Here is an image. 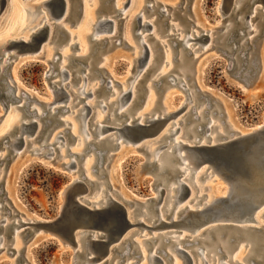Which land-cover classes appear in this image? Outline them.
<instances>
[{"label":"rangeland","instance_id":"1","mask_svg":"<svg viewBox=\"0 0 264 264\" xmlns=\"http://www.w3.org/2000/svg\"><path fill=\"white\" fill-rule=\"evenodd\" d=\"M22 1H25L26 3L24 4ZM39 1L40 0H4L3 7L0 10V43L6 36L16 35L21 31L24 32L28 30L29 27L34 25L33 21L37 20V15H28L30 17H27L26 7H29V9L32 11L35 7H37ZM72 1L77 2V4L80 3V0ZM82 1L83 11L84 6L88 5V9H90V11L93 13V19H96L98 16H111L117 13L113 10L114 0ZM125 1L126 0H116V4H120V6H122L123 2ZM149 2L159 3L152 8V10H154L153 13H151V10L145 6ZM220 3L221 0H144L141 8L137 7V5L132 7L128 6L124 10V12H126V16L118 15L113 18L116 27L114 36L110 38V41H114L115 39L120 40L123 37L122 42L118 43L117 45H115V42L110 46L104 45L102 49L99 48L94 54V42L89 40L87 36L92 30V27L90 26V22H88L89 27L86 26V19L83 18V13L80 10L79 13L73 18L71 24L69 18L64 19L60 23L70 32L69 36L58 41H56V36L53 37L51 41L48 38L40 51L41 53L38 51H34L33 53L20 52L17 55L11 56L8 59L6 65L3 64V66L5 65V68L0 74V169H2L0 177V206H2L3 214H12V217H32L35 220L44 219V221L53 220L59 216V209L62 203L60 198L61 188L69 180L74 179V177H81L80 174L84 176V160L88 155L91 154V158L93 160L95 159L94 155H92L93 152L89 151L84 155V157L82 156L81 158H76L78 160L76 168H63V163H66L71 158H74V156L69 154V151L66 150V146L69 147V150L73 152H80L84 147V142L82 141L83 134L79 127L81 124L80 117L75 116L78 113L76 110L81 107L83 101L78 102V104L74 106L77 101L76 99H73V101L69 102V111L63 112L62 115L59 113L58 116H61L60 118L70 122V125L68 126L64 124H58L53 128L51 133L61 131L63 127H75V130L72 128V132L77 136V139H70L66 141V146L58 145L56 143L53 145V147L57 148L51 155L44 156L39 154L40 152L47 151L48 147H44L39 153H30L32 147H40L42 144L45 145V139L48 136L46 134V130H48L50 126L41 132L38 137L32 140L31 144H27L23 148L24 150L19 149L18 151H21V153H16V155L13 152L7 153L8 149L4 142L6 139L13 140L14 137L18 136V131L16 130V127L18 126L16 121L19 116L26 118L25 115L23 116V111L26 110V108L29 109V106H34L36 104L40 109L47 108L43 99H45V97L49 98L50 100L54 99V94L50 93V85L53 81H57L59 76L49 75L50 72H48V70L50 69V64L48 61H51L54 56L58 57L57 54H54L55 51H57V53L62 52L71 55L69 58L70 63L64 61L63 64L66 65L69 72H74L71 75L72 80L70 81L69 86L73 91H75L79 85L82 71L79 70L81 65L75 63L73 64L72 59L74 55H79L80 52H82L84 44L85 46L87 45L88 53L91 50L92 51L85 61L90 58L93 59V69L90 77H88V87H92L93 82L96 81L97 84L95 87H97L98 84L101 85L94 94V99H92V102L94 103L96 102L95 100L98 99L107 103L111 101V92L104 93V82L101 84L98 82H100V78L107 79L108 77H111L113 81L120 83L117 78L122 77L128 72V70H130L131 74L136 73L137 63L135 62L134 64L133 59L135 57L132 52L134 47L139 48V38L133 35L134 32H138L136 22L134 21V16L139 8L142 9V12L148 20L154 18L156 20L158 9H161V7L165 5L168 9L169 16L160 14L154 24L155 29L153 30L155 31L147 38V42L151 46H154V59L149 69L145 72L144 76L135 87L136 99L130 107L128 117H135L137 114L136 112H138L147 101L148 89L146 88V85L148 82L152 83V80H157L160 77L156 74L159 72L164 63V52L169 49L171 55L174 56H172L173 59L171 57V65L164 66L163 70L168 73V76L166 73H164L166 76L163 77L169 78L171 75H176L178 78L185 77V81L189 86V89L194 91L197 109L199 111L202 109H207V115H211L212 118L217 121L218 126H221L222 131H219V127L217 129L220 132V135H218V140L224 139L232 129L236 131L246 130L251 126L261 122L264 119V28L262 27V24H260L259 27L263 29L261 34H259L253 40L254 42L246 44L247 46L245 45V48L250 45V48L247 51L248 53H252L251 60L247 65H245V69L242 70L243 72L249 69L246 73L247 82H245L244 79H241L242 77L239 78L235 75V69H231L230 66L233 64V61H231L229 65L227 60H230V58L224 54L226 50L230 49L231 45L226 43L222 44L224 31H226L232 24H235V27L238 26L239 23H237L236 20L239 16L237 15V17L235 15L225 19V17L229 14L227 11L221 13ZM173 7H175V9H173ZM39 9H41L40 6ZM173 12V18L171 19L170 15H172ZM231 12L233 13V10H231ZM244 13L245 11L242 9L239 15ZM122 17H124L123 20L117 21V19ZM261 19L262 17L259 15V17L253 20L252 23L257 24ZM51 21L52 19L49 22ZM170 23L173 24V27L183 29V31L180 32V36L184 33L190 32V30L193 28L199 30L203 25L218 24V26L215 28L213 36L214 38L212 41L210 40V46L205 52H203L202 49L204 45H201L202 47H198L200 43H195L193 48L198 47V49L192 54H187V52L184 51V62L180 63L178 50L181 48V45H179L178 49L177 47L171 48V45L175 40H171L170 42L168 40V46L163 45V47H161V44L159 42L157 43L155 38H153L154 36L156 38L158 37L160 40L173 38L174 36L170 37L168 35L175 33L177 34L178 31H172V27L169 26ZM184 29L186 30L184 31ZM148 32L151 31H145L144 34ZM98 34L99 36L107 37L111 33L105 32ZM245 37H248V34H245L242 39ZM76 42L78 43L77 47L71 48L69 46L70 43ZM90 46L93 47L90 49ZM12 50L14 51L15 49H10V51ZM200 53L201 55L198 56ZM235 54H237V51L234 53V56ZM102 56L107 58L104 67L105 70H102V74H98L94 71L95 67L99 66ZM2 61L3 59H1L0 54V64L3 63ZM61 61L54 63L53 74L58 71ZM85 61L83 59L84 63ZM168 69L171 70L169 71ZM183 70L187 71V73L181 74ZM165 79L166 78H163V86L160 88L157 87L156 82L152 85L154 102L150 111H145V113H148L147 116L150 115V112H163L164 101L165 103L169 104H177L180 99L186 97V92L183 91V88L179 87V84L169 85V83L166 82L167 79ZM4 80L7 81L8 85L10 86V90L8 91L9 98L12 99L13 96H15V98L14 100L6 101V104L3 106L2 103L4 102L5 96L3 95L1 89L4 87ZM59 85L60 83L57 82L56 86ZM17 86L19 88H17ZM116 86L117 88L120 87L118 84H116ZM101 87L103 89H101ZM66 89H69L68 86ZM25 94L29 100L26 98ZM72 97L73 95H71V98ZM85 99L88 100L87 98ZM186 101L188 102L189 98H187ZM195 102H188V104L185 105L186 111ZM66 103L68 105V102ZM58 104L60 103H56V105ZM116 105V103H111L106 108L109 115H107L104 120L105 124L115 125L121 120L125 119V116L121 115L118 118H115L113 121L110 120L112 119V112ZM206 105L208 108H206ZM96 109L97 108H94L93 112ZM194 111L195 108L189 111V113L186 115L189 123H187L185 128H183V125H181V131L187 130L195 123V121L188 119V116L189 118H193ZM102 112L104 113V111ZM95 114L90 118V130L94 129L93 123L95 121ZM179 116H181V114L176 118L180 119ZM173 118L174 117H172L170 121L176 119ZM18 120L20 121V118ZM223 128L225 130L224 132ZM214 130L215 128L210 132L215 133ZM179 134L181 135V138L187 141H192L194 136H196L195 132H193V134L190 132L188 134L185 132L181 134L179 131ZM190 134L191 136H188ZM35 135L36 132L31 137L27 138H32ZM204 136H206L205 132L199 137ZM65 137H67V134ZM48 139L49 138H47V140ZM48 142L49 141H47V143ZM122 145L124 147L121 149H114L113 151L108 152L110 156L103 160L102 166L98 168L97 171L94 170V167L96 168V166H94L95 161H93V168H91L89 171L90 175L88 176V179L95 180L97 182L94 184L87 183L89 185L88 190L80 196H86L85 199L87 201L92 200L91 198L94 197L96 191L99 190L101 185L100 182H102L103 186L106 188L105 191L111 192L112 195L117 197L119 200L123 199L121 196L125 197L127 200L145 199L152 196L151 182L153 177L149 173L143 172L140 168L144 158L143 155L137 151V149H134L133 145H128L129 147L124 144ZM62 149L64 150L63 152H61ZM76 149L79 151H76ZM6 153L7 157L3 158ZM148 158L152 160V157L149 155ZM218 178L220 177L213 175L210 178L205 177L202 180H198L197 183L199 182L201 186L211 185L212 189L220 188L227 190V183L221 179L222 182H224L222 183ZM191 188V195L189 197L191 200L188 203L192 205L197 201L195 206H200L206 200L209 189L206 187L199 191L197 190L196 186L194 187L192 185ZM99 203L101 204V201ZM169 204L170 203L168 200L166 202V206ZM68 208L66 206L65 210L67 209V212L72 218L85 222L90 221V223L93 224L104 225L109 217L108 212L89 217V215L81 213L76 208H71L69 206ZM167 212L168 211L166 209L163 210L164 214H167ZM150 214L153 215L154 212L151 211ZM258 219L264 224V215L260 218L258 217ZM147 223L150 225L151 220H149ZM166 230L181 229H177V227H164L160 229L152 228L150 230L137 228L138 233L134 235V238L137 241H142L144 238H150L153 236V234H158ZM182 232L190 234V232L186 229H183ZM1 234H4L2 229H0V235ZM24 234L25 233L23 232L21 236ZM31 234L29 236L27 235L28 238L27 236L24 237L25 241L23 240V242L20 238L21 242L19 248L21 251L19 252L11 253V251L6 252V248L0 249V264H73L72 256L75 252V248L72 245L62 243V241H60L59 238L53 233L42 231L41 233ZM207 235L208 234L206 232L201 233V237H206ZM225 240L226 236H223V238H221V242H225ZM4 242L5 246L8 247V245L12 242V235L8 233L5 236ZM240 242L237 243L236 240L231 241V247L223 248V252L219 250V247L214 241H200L197 243L198 245H192L191 247H187L189 245H186V247L188 250H194L197 246L206 247L207 249L209 248V252L207 254L208 260H211L209 264H216V257H220L222 260L230 259L229 263L231 264H234L232 261H238L242 264H246L245 259L247 253L249 252V247L248 245L244 246L246 243L243 241L241 243L243 244V247L237 255L236 252L241 245ZM141 243L145 246L146 250L155 246L157 247L158 245V243L151 244L150 241H142ZM184 243L185 242H183V244ZM173 246L174 245L172 243H168L164 245L163 248L172 249ZM9 247L16 248L14 243ZM163 248H159V253H162ZM194 256L196 255L194 254ZM176 257L178 256L176 255ZM106 258H108V260L102 264H116V262L121 259V256L118 254V250H115L110 253V256L108 255V257H104L103 260ZM79 259L82 260V256H80ZM101 260L96 262L99 263ZM178 260L182 264V259L180 257H178ZM164 261L165 264H173V259L169 256H165ZM118 264L146 263H143V260L141 261L140 256L131 255L126 257Z\"/></svg>","mask_w":264,"mask_h":264},{"label":"bare ground","instance_id":"2","mask_svg":"<svg viewBox=\"0 0 264 264\" xmlns=\"http://www.w3.org/2000/svg\"><path fill=\"white\" fill-rule=\"evenodd\" d=\"M64 4L63 7L61 9V12L57 15V16H53L52 11H51V4H50V0H40L39 4L37 5V7L34 8V10H30L29 7H26V15L27 17H30L28 15H32V16H36L37 20L33 21L34 25H32L31 27L28 28V30L26 31H21L20 33L16 34V35H11V36H6L5 38H3V41L0 43V54H1V59H3V63L0 64V70H2L3 68H5V65L8 61V59L13 56V55H17L20 52H24V53H30V52H34V51H38L39 53H41V49L44 46L45 41L49 38V40L51 41L53 39V37L56 36V29L58 28H62L65 30V37L70 35V32L63 27L60 23L61 21H63V17H65L66 15H69L72 13L73 15V11L74 8H72V2L70 0H63ZM144 0H126L125 2H123L122 6H120V4H116V0H114V4H113V10L116 11L117 15H124L126 16V12H124V10L129 6H134L137 5V7L142 6ZM22 3H26L25 1ZM159 4L158 2H149L148 4H146V8H148L149 10H151V13L154 12V10H152V8ZM175 5V4H174ZM26 6V5H25ZM39 6L41 7V9H39ZM160 6V5H159ZM158 6V8H159ZM137 10L135 16H134V21L136 22V27L138 29V32H134V34H138L139 38V48L134 47L133 49V55H134V64L135 62L136 64V68L137 71L134 74H131L130 70H128V72L126 74H124L122 77L117 78L120 83H117L115 81L112 80V78L108 77L107 79H103L100 78V82L98 83H102L104 82L105 86H104V93L106 92H111V101L104 102L103 100H95L96 102H92V99H94V94L96 93V91L100 88L101 85L98 84L97 87H95V85L97 84L96 82H93L92 87H88V77H90V74L92 72L93 66H92V61L93 59H88L87 61H85L86 58H88V56L90 55V51L88 53V48L87 45L85 46V44L82 46V52H80L79 55H74L79 57V59H72V63L74 64H79L81 65V68H79V70H81V75H80V82L79 85L77 87V89L75 91H73L70 88V81L72 80L71 75L74 72H69L67 70V67L65 64H63L64 61H67L68 63H70L69 58H70V54H66V53H57V51H55L54 54H57L58 57H53L51 60L52 62H60V67H58V71L53 74L54 71V66L50 65V69L48 70V72H50L49 75H53L59 76V79L57 81H53L50 85V93L54 94V99L50 100L49 98L45 97V99H43L45 101V104L47 106V108H42V109H47L49 112H53V108L64 104L66 107H68V109L66 111H69L70 106H69V102L73 101V99H76V103L74 104V106H76L78 104V102H82L81 107H79L76 111L78 112L75 116H79L80 117V131L82 132L83 136H82V141H93V142H100L102 144H106L107 141L111 142V143H118V147L117 149H121L122 147H124L122 144L124 145H133L134 149H136L135 145H140V147L143 145V150L145 152H147L148 154L146 155V159L148 161H150V159L148 158V155L150 157H152V160H155L157 163V169L158 170H162V169H167L169 170L170 174H174L177 173L178 176L174 177V178H169L166 182H164V191L161 194V198L160 200L157 202V204L153 209H147V201L145 199H129L127 200L125 197L121 196V200L117 199V197H114L112 195L111 192H107L105 191L106 188L103 186L102 182H100V187L99 190L96 191V194L94 197H92L90 201H87L85 199L86 196H80L81 194H83L85 191L88 190L89 185L87 184L85 187H83V189H81L78 193H76V198L81 202V203H85L86 205H88L89 207H100L103 206L104 203L106 201H117V202H131L132 205L129 206L127 208V213H129V211L133 208V206H135L136 202L139 203L138 206V211H136V215H135V219H138L139 221H141L143 224L147 225V227L149 226L150 229L155 228V229H160V228H164V227H177V229H181V230H166L164 232L158 233V234H153V236H151L150 238L154 239V240H149V238H146V240L152 243H158L157 247H153L151 249L148 248V250H146L145 246L141 243L142 241L145 242V238L141 241H137L134 238V235L136 233H138L137 228L138 229H145L146 227H133L131 228L130 231H127L126 234H124L122 237H126L128 240H133L137 250H138V255L141 257V261L143 260V263H148V264H165L164 261V257L165 256H169L173 259V264H181L178 260V257H180L182 259V264H209L208 258H207V254L209 252V248L207 249L206 247H201V246H197L194 250L190 249L188 250L187 247H191L192 245H196L198 242L202 241V242H209V241H214L217 246L219 247V250H221L223 252V248H229L231 247L230 242L233 239H229L231 237V235H238V233L241 235V237L236 238L237 243L240 242V244L244 241L246 244L244 246L249 247V252L246 255V259H245V263L246 264H251L247 258L250 257L252 255V252L250 250V243L251 240L249 239V237H247V231H244V224L242 221V219L245 217V215H242L236 219H234L231 216H227L224 217L223 213L218 210V203H220V199H227L232 191V183L229 181L227 182L225 178H222V176L220 178H222V180L224 182L227 183L228 188L227 190L225 189H220V188H216V189H212L211 185H203L201 186L199 184V182L197 183L198 180H202L205 177L210 178L213 175H217L216 171L211 170L210 168L206 169L207 171H204L206 165L205 162H200L198 161L197 157L198 155H196L195 151L191 150V146L193 145H198L201 143H216V142H220L222 140L231 138V137H236V136H247V135H252L253 133H255V135L260 134V131L264 130V119L259 122L256 125L251 126L250 128L246 129V130H240V131H236L234 129H232L228 135L221 140H218V135H220L219 131H222L221 126H218L217 121L214 120L212 118L211 115H207V109H202V110H198L197 109V104L195 102L196 97L194 94V91L189 89V86L186 84L185 81V77L184 78H178V76L176 75H171L169 78L168 77H163L166 76L168 73H166L164 69V66L171 65V57L174 55H171V52L169 51V49L167 51L164 52V63L161 67V69L159 70V72L156 74L157 76H160L157 80H152L151 82H148L146 85V88L148 89V94H147V101L145 102V104L142 106V108L136 112V116L135 117H128L129 115V111H130V107L132 105V103L134 102V100L136 99V94H135V87L138 85L139 81L142 79V77L144 76L145 72L149 69L153 59H154V52H153V48L154 46L150 45L147 42V38L149 36L152 35V33L155 31L153 29H155L154 24L155 21L157 20L158 16L160 14H163L165 16H169L168 15V9L167 7L164 5L163 7H161V9H158V15L154 19H147V17L144 15V13L142 12V9ZM173 9H175V7H173ZM244 9L245 13L239 15L240 11ZM82 11L83 13V18L86 19V26L89 27L88 22H90V26L92 27V30L90 31V33H88V39L94 42V51L93 54L98 51V49H102L104 47V45L110 46L111 45V41L110 38L112 36H114L115 33V21L113 20L114 15H109V16H98L96 19H93V13L90 11V9H88V5L84 6V11H83V1L80 0L79 3V11ZM231 10H233L232 13V17L233 16H237V20L236 22L239 23L238 26L235 27V24L231 25L226 31H224V38L222 39V44L226 43L228 45H231L232 48H234V51L229 53V50H226L224 52V54H226L230 60L229 62L233 61L235 63L236 66H238V61H237V56L239 57H247L248 62L245 63V65H247L249 63V61L251 60L250 58H252V56H250V54L252 53H248V49L250 48V45H248L247 48H245V45L248 43H252L254 42L253 40L259 35L261 34L262 30L259 25L262 24V27L264 28V1L263 0H230L229 4H228V8H227V12L228 14L231 12ZM225 11V12H226ZM173 14L172 13L171 19L173 18ZM71 15V16H72ZM259 15H261L262 19L257 23V24H253L252 21L255 20L257 17H259ZM73 17V16H72ZM92 17V18H91ZM229 16H226L225 19H227ZM241 17V18H240ZM82 18V19H83ZM124 17H122L123 20ZM52 19L51 22H49ZM60 20V21H59ZM107 20H110V23L107 22ZM59 21V22H57ZM92 21V23H91ZM163 23V22H162ZM56 24V26H54ZM176 24V23H174ZM46 25L47 26V30H46V36L44 38V40L37 45L36 47H25V48H20L17 49L16 46L12 45V42L15 40H22L23 42L29 43L31 41L32 36L36 33V30L43 26ZM51 25V26H50ZM85 26V27H86ZM172 27V31H178V33L176 34H169L168 36H174L171 39H166V40H160L158 37L156 38L155 36L153 38H155V41L158 43H160L161 47L166 46L167 45V41L169 40V42L172 40L174 41L171 45V48H176L178 49L179 45H181V48L178 50V57L180 59V63L184 62V51H187V54H192L194 53L198 47H202L203 46V52H205L208 47L210 46L209 42L210 40L212 41V39L214 38V31L215 28L218 26V24L216 25H203L201 29H196L193 28L192 30H190V32L188 33H184L183 35L180 36V32L183 31V29H178L176 27H173V24L170 23V25ZM163 29V28H162ZM186 29H184L185 31ZM145 31H151L148 32L146 34H144ZM236 31V33H238V38H237V42L234 43L233 39H232V32ZM105 32H110L111 34L107 37L105 36H99L98 33H105ZM245 32V33H244ZM264 32V31H263ZM24 33V34H22ZM245 34H248V37H245L242 39V37H244ZM204 35V36H202ZM178 36V37H177ZM202 36V37H201ZM123 38V37H122ZM122 38L120 39L122 42ZM242 39V40H241ZM119 39H115V45H117L120 41ZM58 41V39L56 40ZM178 41V42H177ZM113 42V43H114ZM120 42V43H121ZM230 42V43H229ZM200 43L198 47L193 48L194 44ZM207 43V44H204ZM74 44V45H73ZM242 45V49H240L238 46ZM206 45V46H205ZM71 48L72 47H77L78 43H70L69 45ZM168 46V45H167ZM247 46V45H246ZM93 46H90L89 48L91 49ZM112 47V46H111ZM108 47V48H111ZM15 49L14 51H10V49ZM169 48V47H168ZM186 49V50H185ZM165 50V49H164ZM241 50V51H240ZM234 56V53H236ZM201 53L198 55L200 56ZM73 56V57H74ZM195 56V55H194ZM196 56V57H198ZM83 59L85 61V63L83 62ZM173 59V57H172ZM77 60V61H74ZM81 60V61H79ZM107 58L102 56V60L99 63L98 67H95V71L98 74H102V70H105V62H106ZM49 62V61H48ZM3 64H5L3 66ZM239 68V67H238ZM245 67L241 70H244ZM169 71L171 69H168ZM93 72V73H94ZM106 72V71H105ZM108 73V72H107ZM166 73V75L164 74ZM187 71L183 70L181 74H186ZM240 73V72H239ZM155 76V77H157ZM168 76V75H167ZM154 77V78H155ZM168 78L166 80L167 83H169V85H178L179 87L183 88V91L186 92V97H183V99H180L179 102L177 104H172V103H165V101L163 102V112L161 111L160 113H153L150 112V115L147 116L148 113H145V111L147 110L150 111L151 107L153 106V102H154V93L152 90V85L155 84V82L157 83V87L160 88L161 86H163L162 84V80L163 78ZM129 81V82H128ZM60 83L59 86H56V83ZM116 84H118L120 87L117 88ZM68 86V90L66 89V87ZM17 88H19L17 86ZM126 94V98L125 95ZM71 95H73V97L71 98ZM85 98H87L88 100H86ZM189 98L188 102L194 101L195 103L186 111V104H188V102L186 101V99ZM85 99V100H84ZM91 99V100H89ZM62 101V102H61ZM68 102V105L66 102ZM56 103H60L58 105H56ZM111 103H116V107L113 109L112 112V119H110L111 121H113L115 118H118L121 115L125 116L124 120H121L118 124L115 125H108L104 123V120L106 118L107 115H109V113L107 112L108 110H106V108L111 104ZM56 106H55V105ZM29 110L33 109L34 110V114L32 116H30V118H24L19 116L18 119L20 118V121L17 119L16 124L18 127H16V130L18 131V136L14 137L13 140L10 139H6V141L4 142L5 146L7 147L9 153H14L16 155V153H21V151H18L19 149H23L27 144H31L32 140H34V136L32 138H27V137H31L39 128L40 124L37 122V126L35 127V129L31 132V133H27L29 128L27 125H24V123H27L28 120H37L36 115L41 114L42 113V109L38 108L37 104L34 106H29L28 107ZM94 108H97L94 112ZM193 108H195L194 111V115L193 118H191V121H195V123L188 128L187 130L181 131L182 127L185 128V126L187 125V123H189V121L187 120V114L189 113V111L193 110ZM206 108H208V106L206 105ZM104 111V113L102 112ZM96 113V114H95ZM215 113V112H213ZM63 114V113H62ZM61 114V115H62ZM95 114V121H94V129L90 130V118ZM180 119L176 118L178 117V115H180ZM162 115H169L170 117L162 124V126L160 127V129L157 131V133H155L152 136V139L150 141H147L146 139L142 140V141H134L132 142V144L130 143V141L126 140L123 132L120 130L121 124H128L130 123V121L132 119H134V122L137 123H143V121L145 119L148 118H154L156 116H162ZM213 115V114H212ZM74 116V117H75ZM61 116H59L60 118ZM174 117L173 121H170L171 118ZM183 117V118H182ZM189 118V116H188ZM178 119V120H177ZM61 123L60 124H64V125H70V122L66 121L65 119L60 118ZM203 124L202 125H200ZM221 123V122H220ZM181 125H183L181 127ZM75 126V125H74ZM218 127L220 128L219 131L217 130ZM229 127V125H228ZM73 135L74 133L72 132V128L73 127H66ZM75 128V127H74ZM73 128V129H74ZM176 128L175 132H173V135H171V139H162L163 135H168L169 131H173ZM215 128V133L210 132ZM53 130V129H52ZM51 130V131H52ZM75 130V129H74ZM48 134V136L50 137H46L45 139V146L42 144L40 145V147H32V149L30 150V153H39L44 147H48V150L45 152H40L39 154L44 155V156H48L51 155L53 153V151L55 149L51 148L53 147V145H55L56 143L58 145H64L66 146V141L63 140L61 141L57 136L60 134H63V131H58V132H52ZM179 131L181 132V134H183L184 132L186 134H188L189 132L191 134H193V132L196 133V136H194V139L192 141H187L183 138H181ZM224 128H223V132H224ZM75 132V131H74ZM93 132L94 135L91 133ZM199 132V133H198ZM206 133V136L204 137H199L201 134ZM41 133V132H40ZM106 133V134H105ZM188 135V136H191ZM92 135V136H91ZM66 136V135H65ZM74 139H77L76 135H74ZM93 137V138H92ZM27 138V139H26ZM47 138H49L47 140ZM101 139V140H100ZM19 141H21V143L19 144ZM47 141H49L47 143ZM82 142V143H83ZM162 142V143H161ZM161 144V147L158 148L156 151H154L155 147L157 144ZM76 145V144H75ZM128 146V147H129ZM57 148V147H56ZM92 148V145H91ZM89 149L86 152L83 153V149L84 147L81 149L80 152H73L69 150V147L66 146V150L69 151V154L74 156L75 154H83L82 156L84 157V155L87 152H93V149ZM24 150V149H23ZM22 150V151H23ZM78 149H76L77 151ZM64 150L62 149L61 152H63ZM79 151V150H78ZM113 150H106L105 155L107 157V155H110L108 152H111ZM7 152V153H8ZM141 153V151H139ZM7 153L3 156V158H5V156H7ZM160 155H158V154ZM93 155V154H92ZM197 156V157H196ZM105 157V158H106ZM84 179L87 180V183H90L89 181H92L91 184H94L95 180H90L88 179L89 171L91 168H93L92 164H93V159L91 158V154L88 155L86 157V159L84 160ZM102 162L98 164H94V166H96V168L94 167V170L97 171L98 168H100L102 166ZM199 162V163H197ZM77 163L78 160L76 159V157L74 156V158H71L68 162L63 163V165L65 167H67L68 169H74L77 167ZM80 168V167H79ZM78 168V169H79ZM191 169V171H190ZM93 170V171H94ZM1 172L2 169H0V177H1ZM201 177V178H200ZM219 177V176H218ZM79 179L78 177H74V179L69 180V181H75ZM92 179V178H91ZM188 180V181H187ZM180 182L181 183H185L188 187H189V193L183 197L180 198L179 194H180ZM163 184L162 179H160V185ZM159 185V186H160ZM191 185L192 186H196L197 190H203L202 188H208L209 189V193L207 195L206 200L200 205V206H195V204L197 203V201L194 204H189L188 202L191 200V198L189 199L190 195H191ZM200 185V186H199ZM206 186V187H205ZM62 190H60V198L62 199ZM152 195V196H151ZM151 197H155L154 195H156V192L152 190L151 193ZM203 195V194H202ZM259 199V196H258ZM131 200V201H130ZM169 200V205L166 206V202ZM101 201V204L99 203ZM62 202V201H61ZM1 205V204H0ZM264 201L256 208V210H254V212L252 213V217L255 219V225H264L262 222H260V220L258 219V217L260 218L261 216L264 215ZM213 208V209H212ZM166 209L168 212L167 214L163 213V210ZM210 209L211 213L208 211ZM214 210V211H213ZM154 212L153 215H151L150 213ZM263 214H260L262 213ZM10 216V218H9ZM231 218H233L234 220H240L236 225L238 227L241 226V228L233 230V229H228L224 227V224H228L229 221H232ZM151 220V224L148 225V221ZM44 223V219H34L32 217H28L25 218L23 216L21 217H12V214H8V215H4L2 212V206H0V229H2L4 231V234L0 235V249L6 248V252L11 251V253H16L21 251L20 250V238L22 239V242L24 240V237L21 236L22 233H26V230L28 229L29 234L28 236L32 233V234H36V233H41L43 232H47V233H51L50 231H48L47 229L44 228V225L42 224ZM251 224V223H250ZM183 229H186L187 231L190 232V234L187 233H183ZM74 230V229H73ZM76 231V232H75ZM75 231L73 232V237L72 240H68V239H62L59 238L60 241H62V243H67L69 245H72L75 248V252L72 256V261L73 264H102L105 263L108 258H106L105 260H103L104 257H108V255L110 256V253H112L115 250H118V254L122 257L120 260H118L116 262V264H118L119 262L123 261L126 257H129L133 254H131V249L128 246H125V248L122 247V245H119V241L121 240H115V242H112L109 244V248H107L105 251H103V253H96V250L90 245L89 241H91L92 239H96V233H90V234H85L84 232H81L79 230H77L75 228ZM181 231V232H180ZM206 232L208 235L206 237H201V233ZM11 234L12 235V242L11 244L7 246H5V236L7 234ZM178 233V234H177ZM31 234V235H32ZM27 236V238H28ZM223 236H226V240L225 242H221V238H223ZM160 238V239H159ZM159 239V240H158ZM25 241V240H24ZM183 242H185L183 244ZM13 243L15 244L16 248L14 247H9L12 246ZM168 243H172L174 246L173 248H166L164 249L163 246L168 244ZM123 244H126V242H124ZM239 244V245H240ZM7 245V244H6ZM112 245V246H111ZM133 246V244H131ZM186 245H189L186 247ZM198 245V244H197ZM133 246V247H134ZM163 248L162 253L160 252L159 248ZM236 247V246H233ZM243 247V244L240 245L239 249L237 250L236 254L238 255V252L241 250V248ZM111 248H114L115 250H111ZM120 249V250H119ZM177 249H182L185 251L186 255L184 256L183 252L181 251H177ZM80 250V251H79ZM130 253V254H129ZM176 253V254H174ZM194 254L197 256H194ZM235 254V256H236ZM176 255L178 257H176ZM214 255V254H212ZM225 255V254H224ZM80 256H82V260L79 259ZM211 256V255H210ZM226 256V255H225ZM112 257V256H111ZM234 257V256H233ZM110 258V257H109ZM211 258V257H210ZM102 259V260H101ZM215 259V258H214ZM216 264H231L229 263L230 259L228 260H222L220 257H216ZM101 260V262L97 263L96 261ZM234 260V259H233ZM104 261V262H103ZM232 263L234 264H242L238 261H232Z\"/></svg>","mask_w":264,"mask_h":264},{"label":"water","instance_id":"3","mask_svg":"<svg viewBox=\"0 0 264 264\" xmlns=\"http://www.w3.org/2000/svg\"><path fill=\"white\" fill-rule=\"evenodd\" d=\"M230 0H221L220 10L221 13H224L229 4ZM264 1V0H263ZM72 2V8H74V13L72 15H66L63 19L69 18L70 24L73 21V18L79 13V3ZM4 4V0H0V10L2 9ZM51 11L53 16H57L63 7V0H50ZM73 17H72V16ZM117 15V14H116ZM116 15L112 17H116ZM229 17H232V12L229 13ZM226 18V17H225ZM122 20V18L117 19V21ZM110 23V20H107ZM56 26V24L54 25ZM47 26L43 25L36 30V33L32 36L31 41L29 43L23 42L22 40H15L12 42V45L16 46L17 49L29 47H36L39 45L46 36ZM65 30L62 28L56 29V37L58 40L63 39L65 37ZM245 33V32H244ZM233 42H237L238 33L236 31L232 32ZM138 36V34H133ZM204 36V35H202ZM201 36V37H202ZM114 41H111V44ZM121 40L119 41V43ZM178 42V41H177ZM230 43V42H229ZM74 45V44H73ZM237 45V44H236ZM238 46V45H237ZM242 49V45L238 46ZM186 50V49H185ZM234 48L230 47L229 53L233 52ZM241 51V50H240ZM187 52V51H186ZM252 56V54H250ZM73 58L79 59V57L74 56ZM238 67L233 64L230 65L229 60L228 64L231 66V69H235L236 76L241 79H244L247 82V72H242V67H245V63L248 62L249 59L247 57H239L237 56ZM251 59V58H250ZM51 66H54L55 62L50 63ZM238 68V69H237ZM4 68L0 71V74L3 72ZM240 72V73H239ZM244 82V83H245ZM10 86L7 81L4 80V87L1 89L3 95L5 96L4 102L2 105L6 104V101L14 100L15 96L9 98L8 91ZM101 89H103L101 87ZM125 98H126V94ZM26 96V94H25ZM28 99V97L26 96ZM29 100V99H28ZM6 109V108H5ZM68 109L64 104L58 105L53 108V112H49L47 109H42V113L36 115L37 120H28L27 125L29 130L27 133H31L35 127L37 126V122L40 123L38 130L36 131V135L34 139L39 136L40 132H43L47 127L46 134L48 135L50 131L58 124L61 123L59 118V113L62 114ZM34 114L33 109H27L23 111V116L26 118H30ZM169 115L156 116L154 118H148L143 121V123L134 122V119L130 121L128 124H121L120 130L123 132V135L126 140L132 142L134 141H142L146 139L150 141L152 136L157 133L162 124L169 118ZM191 119V118H188ZM203 126V124L200 123ZM176 128L173 131H169L168 135H163L162 139H171V135L175 132ZM63 134L58 135L57 137L63 141L73 140L74 135L66 128L62 129ZM260 134L247 136H236L231 137L220 142H216L213 144L210 143H201L198 145L191 146V150L195 151L196 155H198L197 159L200 162H205V169L210 168L213 171H216L219 177L227 179V182H231L232 191L230 196L227 199H220V203H218V210L224 212V217L231 216L234 219L245 215L242 219L244 231H247V237L251 240L250 250L252 255L247 258V260L251 264H264V225H255V219L252 217V213L256 208L264 201V130L260 131ZM93 135L94 133L91 132ZM199 133V132H198ZM67 134V137L65 135ZM2 140V139H1ZM101 140V139H100ZM21 141H19V144ZM92 145V148H91ZM135 145L137 151H141L143 155V161L141 163V170L145 173H149L152 175L153 180L151 182V189L156 192L155 197H147V206L146 208L153 209L157 202L161 198V194L164 191V182H166L169 178L177 177L178 174L174 173L173 175L169 173V170L157 169V163L155 160L148 161L146 159V155L148 154L143 150V145L140 147ZM45 146V145H44ZM118 143H111L107 141L104 145L100 142L96 143L93 141H84V149L83 153L93 149L94 161L96 164L103 161L106 157V150H114L117 149ZM161 147V144H157L154 151ZM52 149H56V147H52ZM10 151V150H8ZM9 153V152H8ZM158 154V153H157ZM83 154H75L74 156L77 158H81ZM160 155V154H158ZM110 155H107L109 157ZM7 156H5L6 158ZM9 158V157H8ZM199 163V162H197ZM64 169H68L67 167H63ZM191 171V169H190ZM81 177L75 181H68L62 188V203L59 209V216L53 220H45L44 228L53 233L56 237L62 239L72 240L73 232L75 228L85 234L96 233V239H92L89 241L90 245L96 250V253H103L107 248H109V244L115 242V240H120L119 245L123 248L128 246L131 249V254L134 256L138 255V250L136 248L133 240H128L126 237H122L126 234L127 231H130L133 227H146L145 229H149L150 227L143 224L138 219H135L136 211H138L139 203L136 202L135 206L127 213V207L131 206V202H117V201H106L103 206L100 207H89L85 203H81L76 198V193H78L83 187L87 185V180L84 179V176L80 174ZM201 178V177H200ZM222 178H218L222 182ZM160 179H162L163 184L160 185ZM91 184L92 181H89ZM224 183V182H222ZM160 185V186H159ZM189 193V187L185 183L180 182V194L179 197L183 198ZM259 196V199H258ZM68 206L71 208L78 209L81 213H85L89 215V217L95 216L97 214L108 212V220L104 225L101 224H93L81 220H76L72 218L67 209L65 207ZM69 209V208H68ZM213 209V208H212ZM264 210V209H263ZM210 213V209L208 210ZM214 211V210H213ZM260 214H263L260 213ZM236 217V218H235ZM229 221L228 224H224L225 228L228 229H239L236 224L240 220ZM251 223V224H250ZM74 229V230H73ZM76 232V231H75ZM29 234L28 229L23 237H26ZM240 238L241 235H231L229 239L236 240V238ZM149 240H154L153 238H149ZM232 240V241H233ZM147 242V240H144ZM126 242V244H123ZM133 244V246L131 245ZM112 246V245H111ZM111 250H115L111 248ZM177 251L183 252L184 256L186 255L185 251L182 249H177ZM129 253V254H130ZM187 256V255H186ZM223 256V255H221ZM122 258V257H121ZM136 261V260H135ZM104 262V261H103Z\"/></svg>","mask_w":264,"mask_h":264}]
</instances>
